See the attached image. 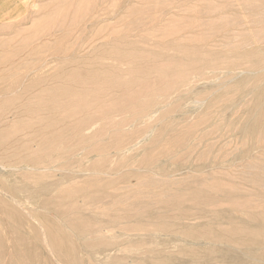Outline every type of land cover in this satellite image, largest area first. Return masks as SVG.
Wrapping results in <instances>:
<instances>
[{
  "label": "rangeland",
  "instance_id": "1",
  "mask_svg": "<svg viewBox=\"0 0 264 264\" xmlns=\"http://www.w3.org/2000/svg\"><path fill=\"white\" fill-rule=\"evenodd\" d=\"M263 167L264 0H0V264H264Z\"/></svg>",
  "mask_w": 264,
  "mask_h": 264
},
{
  "label": "bare ground",
  "instance_id": "2",
  "mask_svg": "<svg viewBox=\"0 0 264 264\" xmlns=\"http://www.w3.org/2000/svg\"><path fill=\"white\" fill-rule=\"evenodd\" d=\"M9 67H10V65H9ZM186 87H187V86H186ZM261 90H262V89H261ZM262 91H263V90H262ZM257 92H258V89H257ZM5 93H6V92H5ZM258 93H259V92H258ZM3 94H4V93H3ZM255 94H256V93H255ZM6 95H7V94H6ZM6 95L4 94V96H6ZM1 96H2V95H1ZM259 96H261V94H260ZM262 97H263V95H262ZM260 98H261V97H260ZM257 100H259V97L257 98ZM260 101H261V100H260ZM260 101H259V102H260ZM256 113H257V112H256ZM119 114H120V113H119ZM253 114H254V113H253ZM262 114H263V113H262ZM257 116H258V113H257ZM257 116H256L257 120H256V118H255V121H258V123H260V120H258L259 118H258ZM110 117H111V115H110ZM97 118H98V117H97ZM97 118H96V120H97ZM253 118H254V117H253ZM93 121H94V120H93ZM113 121H114V120H113ZM98 122H99V121H98ZM111 122H112V121H111ZM101 123H102V122H101ZM248 123H249V122H248ZM248 123H247V124H248ZM255 123H256V122H255ZM256 124H257V123H256ZM83 125H84V123H83ZM87 125H88V124H87ZM98 125H99V124H98ZM114 125H115V124H114ZM99 126H100V125H99ZM88 127H89V126H88ZM257 127H258V126H257ZM252 129H254V128H252ZM245 131H246V130H245ZM251 133H252V132H251ZM205 138H206V137H205ZM212 140H213V139H212ZM208 141H209V140H208ZM200 144H201V143H200ZM203 144H204V143H203ZM206 144H207V143H206ZM209 144H210V143H209ZM58 148H59V147H58ZM253 148H254V147H253ZM191 149H192V148H191ZM64 150H65V148H64ZM71 150H72V149H71ZM71 150H69L68 152H70ZM248 150L250 151V149H248ZM56 151H57V150H56ZM61 151H62V150H61ZM251 151H252V150H251ZM251 151H250V152H251ZM57 152H58V151H57ZM68 152H67V153H68ZM189 152H190V151H189ZM207 152H208V151H207ZM207 152H206V153H207ZM246 152H247V150H246ZM58 153H60V152H58ZM65 153H66V152H65ZM45 154H46V153H45ZM61 154L63 155V151H62ZM247 154H248V152H247ZM47 155H49V154H47ZM200 156H201V155H200ZM250 156L252 157V154H251V153H250ZM34 157H35V156H34ZM49 157H50V155H49ZM49 157H48V158H49ZM56 157H57V156H56ZM37 158H38V157H37ZM52 158H53V157H52ZM232 158H233V157H232ZM241 158H243L242 155H241ZM241 158H240V159H241ZM255 158H257V157L255 156ZM42 159H43V158H42ZM61 159H63V158H61ZM225 159H226V158H225ZM240 159H239V160H240ZM30 160H31V158H30ZM43 160H44V159H43ZM45 160H47V159H45ZM49 160H50V159H48L46 162L48 163ZM54 160H55V159H54ZM226 160H227V159H226ZM243 160H244V159H243ZM35 161H36V160H35ZM35 161H34V162H35ZM55 161H56V160H55ZM59 161H60V160H59ZM59 161H58V162H59ZM224 161H225V160H224ZM240 161H241V160H240ZM40 162H42V161H40ZM210 162H211V161H210ZM211 163H212V162H211ZM213 163H214V162H213ZM36 164H37V163H36ZM41 164H42V163H41ZM52 164H53V163H52ZM54 164H55V163H54ZM217 164H218V163H217ZM38 165H39V164H38ZM215 165H216V163H215ZM215 165H214V166H215ZM232 165H233V164H232ZM35 167H36V166H35ZM19 168H20V167H19ZM26 168H27V167H26ZM49 168H51V167H49ZM54 168H55V167H54ZM212 168H214V167H212ZM215 168H216V167H215ZM263 168H264V167H263ZM200 169H201V168H200ZM206 169H207V168H206ZM209 169H211V168H209ZM259 169H260V168H259ZM24 170H25V169H24ZM37 170H38V169H37ZM48 170H49V169H48ZM65 170H66V169H65ZM163 170H165V169H163ZM163 170H162V173L164 172ZM214 170H215V169H214ZM70 171H71V170H70ZM202 171H203V170H202ZM211 171H212V170H211ZM177 172H178V171H177ZM259 172H260V171H259ZM42 173H43V172H42ZM116 173H117V172H116ZM116 173H115V174H116ZM166 173H167V172H166V170H165V174H166ZM173 173H174V172H173ZM175 173H176V172H175ZM213 173H214V172H213ZM117 174H118V173H117ZM197 174H198V173H197ZM211 174H212V173H211ZM109 175H110V174H109ZM112 175H113V174H112ZM163 175H164V174H163ZM209 175H210V174H209ZM212 175H213V174H212ZM212 175H210V176L212 177ZM262 175H263V174H262ZM165 176H166V175H165ZM167 176H168V175H167ZM174 176H175V175H174ZM206 177H207V176H206ZM213 177H215V176H213ZM169 178H170V177H169ZM33 179H34V178H33ZM66 179H67V178H66ZM201 180H203V179H201ZM195 181H196V180H195ZM206 181H207V179L204 180L205 183H206ZM52 183H53V182H52ZM194 183H195V182H194ZM209 183H210V182H209ZM56 184H57V183H56ZM42 186H43V185L41 184V187H42ZM44 186H45V185H44ZM52 186H53V185H52ZM71 186H72V185H71ZM186 186H188V185H186ZM211 186H212V185H211ZM53 187H54V186H53ZM107 187H108V186L106 185L105 188H107ZM46 188H47V187H46ZM56 188H57V187H56ZM198 188H199V187H198ZM39 189H40V188H39ZM191 189H192V188H190L189 190H191ZM196 189H197V188H196ZM200 189H201V190H198V191L196 190V191H197V192H199V191H201V192L204 191L203 188H200ZM202 189H203V190H202ZM80 190L82 191V189H80ZM186 190H187V192H188L187 187H186ZM40 191H42V188H41ZM50 191H52V189H51ZM192 191H193V189H192ZM192 191H191V192H192ZM196 191H195V192H196ZM205 191H206V189H205ZM45 192H46V191H45ZM48 192H49V191H48ZM53 192H55V190H53ZM57 192H58V191H57ZM70 192H71V190H70ZM189 192H190V191H189ZM201 192L198 193V194L200 195ZM36 193L39 194L40 192H39V193L36 192ZM58 193H59V192H58ZM203 193H204V192H203ZM210 193H211V191H210ZM30 194H31V193H30ZM47 194H48V193H47ZM49 194H50V192H49ZM52 194H53V193H52ZM61 194H62V193H61ZM183 194H184V193H183ZM183 194H182V195H183ZM188 194H189V193H188ZM191 194H192V193H191ZM198 194H197V196H198ZM206 194H208V190H207ZM211 194H212V193H211ZM41 195H43V194H41ZM182 195H181V196H182ZM193 195H194V194H193ZM204 195H205V194H204ZM30 196H31V195H30ZM37 196H39V195H37ZM62 196H64V195L62 194ZM70 196H71V195H70ZM70 196H69V197H70ZM200 196H202V194H201ZM206 196H207V195H205V198H206ZM31 197H32V196H31ZM33 197H34V196H33ZM44 197H46V196H44ZM89 197H91V195H90ZM92 197H94V195H92ZM185 197H186V196H185ZM189 197H190V196H189ZM192 197H193V196L191 195V199H193ZM195 197H196V196H195ZM202 197H203V196H202ZM48 198H49V197H48ZM52 198H53V197H52ZM40 199H41V198H40ZM46 199H47V198H46ZM55 199H56V198H55ZM93 199H94V198H93ZM184 199H185V198H184ZM196 199H198V198L196 197ZM47 200H48V199H47ZM91 200H92V199H91ZM94 201H95V199H94ZM41 202H42V201H41ZM50 202H51V201H50ZM111 202H112V201H111ZM51 203H52V202H51ZM54 203H55V202H54ZM110 204H111V203H110ZM47 205H51V204H48V203H47ZM113 205H114V204H113ZM45 206H46V205H45ZM51 206H52V205H51ZM55 206H56V204H55ZM116 206H117V205H115L114 207H116ZM116 208H117V207H116ZM113 209L115 210V208H113ZM105 210H106V209H105ZM111 210H112V209H111ZM118 210H119V208H118ZM58 211H59V210H58ZM120 211H121V210H120ZM61 212H62V210H61ZM69 212H70V211H69ZM112 212H113V210H112ZM112 212H111V213H112ZM115 212H116V211H115ZM35 213H36V212H35ZM35 213H34V214H35ZM39 214H40V213H39ZM100 214H102V213H100ZM105 214H106V213H105ZM114 214H115V213H114ZM106 215H107V214H106ZM118 215H119V218H120V222H122V221H121L122 219H121V216H120V215H122V214H118ZM261 215H262V214H261ZM41 216H42V214H41ZM43 216H44V215H43ZM43 216H42V218H43ZM109 216H110V215H109ZM115 216H116V215H115ZM159 216H160V215H159ZM94 217H95V218H98V216H97V217L94 216ZM111 217H112V216H111ZM209 217H210V216H209ZM212 217H213V216H212ZM48 218H49V217H48ZM99 218H100V217H99ZM116 218H118V217L116 216ZM128 218H129V217H127V219H128ZM155 218H156V217H155ZM159 218H160V217H159ZM214 218H215V217H214ZM262 218H263V216H262ZM43 219H44V218H43ZM101 219H102V218H101ZM107 219H108V218H107ZM263 219H264V218H263ZM99 221H100V220H99ZM115 221H116V220H115ZM48 222H49V221H48ZM103 222H104V221H103ZM106 222H109V221H106ZM118 222H119V221H118ZM120 222H119V223H120ZM123 223H125V222H123ZM126 223H127V222H126ZM38 224H39V222H38ZM109 224H110V223H109ZM109 224H108V225H109ZM116 224H118V223L116 222ZM260 224H263V223L260 222ZM118 225L120 226V224H118ZM132 225H133V224H132ZM144 225H146V224L144 223ZM111 226H112V222H111ZM125 226H126V224H125ZM147 226H148V225H147ZM200 227H201V226H200ZM261 227H262V226H261ZM51 228H53V227H51ZM101 228H102V227H101ZM107 228H109V227H107ZM110 228H112V227H110ZM119 228H120V227H119ZM185 229H188V228H185ZM47 230H48V229H47ZM90 230H91V229H90ZM90 230H89V232H90ZM156 230H157V229H156ZM93 231H94V230H93ZM93 231H91V233H93ZM127 231H128V230H127ZM109 232H110V231H109ZM34 233H35V232H34ZM51 233H52V232H51ZM51 233H50V235H52ZM60 233H62V232H60ZM123 233H124V231H123ZM132 233H133V232H132ZM146 233H147V232H146ZM47 234H48V233H47ZM63 234H64V233H62V235H63ZM96 234H97V233H96ZM53 235H54V234H53ZM97 235H98V234H97ZM92 236H93V235H92ZM92 236H91V237H92ZM99 236H100V235H99ZM101 236H102V235H101ZM106 236H107V235H106ZM123 236H124V235H123ZM149 236H150V235H149ZM126 237H127V236H126ZM134 237H135V236H134ZM154 237H155V236H154ZM63 238H64V236H63ZM94 238H95V237H94ZM119 238H120V237H119ZM119 238H118V239H119ZM144 238H145V237H144ZM51 239H52V238L50 237V240H51ZM103 239H104V238H103ZM105 239H106V238H105ZM150 239H151V238H149V240H150ZM53 240H54V238H53ZM58 240H60V238H59ZM67 240H68V239H67ZM143 240H144V239H143ZM151 240H152V239H151ZM55 241H57V240H55ZM55 241H53V242H55ZM99 241H102V240H99ZM99 241H97V242H99ZM107 241H108V240H107ZM111 241H112V240H111ZM132 241H134V240H132ZM132 241H131V242H132ZM256 241H257V240H256ZM259 241H260V240H259ZM104 242H105V240H104ZM151 242H152V241H151ZM250 242H251V241H249V243H250ZM251 243H252V242H251ZM251 243H250V244H251ZM250 244H249V245H250ZM251 245H252V244H251ZM262 245H264V244H262ZM262 245H261V246H262ZM255 246H256V245H255ZM253 247H254V246H253ZM260 249H261V248H260ZM106 250H107V249H106ZM222 251H224V250H222ZM229 251H230V250H229ZM99 252H100V251H99ZM101 252H102V251H101ZM103 252H104V250H103ZM211 252H212V251H211ZM231 252H232V251H231ZM207 253H208V252H207ZM214 253H215V252H214ZM260 254H261V253H260ZM224 255H225V254H224ZM237 255H238V254H237ZM242 255H243V254H242ZM242 255H240V256H242ZM246 255H247V254H246ZM246 255H245V256H246ZM256 255H257V254H256ZM256 255H254V256H256ZM222 256H223V255H222ZM234 256H235V254H234ZM240 256H238V257H240ZM243 256H244V255H243ZM225 257H227V256H225ZM258 257H259V256H258ZM263 258H264V257H263ZM219 259H220V258H219ZM238 259H239V258H238ZM259 259H260V258H259ZM228 261H229V260H228ZM233 261H234V260H233ZM250 261H251V260H250ZM224 262H225V261H224ZM224 262H223V263H224ZM238 262H239V260H238ZM243 262H244V261H242V263H243ZM240 263H241V261H240ZM249 264H250V263H249ZM254 264H255V262H254ZM256 264H258V262H257Z\"/></svg>",
  "mask_w": 264,
  "mask_h": 264
}]
</instances>
